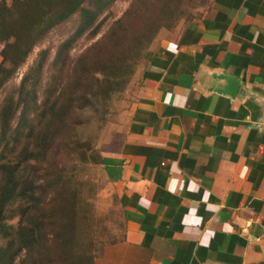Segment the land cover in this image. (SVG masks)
<instances>
[{
  "label": "crops",
  "instance_id": "obj_1",
  "mask_svg": "<svg viewBox=\"0 0 264 264\" xmlns=\"http://www.w3.org/2000/svg\"><path fill=\"white\" fill-rule=\"evenodd\" d=\"M132 83L100 148L122 236L95 264H264V0H210Z\"/></svg>",
  "mask_w": 264,
  "mask_h": 264
},
{
  "label": "trees",
  "instance_id": "obj_2",
  "mask_svg": "<svg viewBox=\"0 0 264 264\" xmlns=\"http://www.w3.org/2000/svg\"><path fill=\"white\" fill-rule=\"evenodd\" d=\"M111 1L0 0V89L50 30L79 14L75 31L59 45L64 79L47 95L37 124L29 114L37 107L45 50L0 103V264H95L93 230L84 228L82 212L72 201L71 180L52 170L48 174V166L51 146L56 140L59 144L60 134L74 137L76 124H84L81 133L90 147L155 35L141 33L109 64L91 65L86 53L68 59L72 43L89 27L97 30L95 22ZM124 16L92 44L99 56L113 46L128 11ZM7 211L16 213L15 223L8 220Z\"/></svg>",
  "mask_w": 264,
  "mask_h": 264
},
{
  "label": "rangeland",
  "instance_id": "obj_3",
  "mask_svg": "<svg viewBox=\"0 0 264 264\" xmlns=\"http://www.w3.org/2000/svg\"><path fill=\"white\" fill-rule=\"evenodd\" d=\"M209 2L210 0H112L96 20L95 24L99 23L97 30L93 31V28L89 27L72 43L66 53L67 58L71 61L86 53L89 55L88 60L91 65L94 64V61H103L109 64L115 58L117 59L121 53H125L128 46L141 33L155 34L143 50L134 72L120 92L106 121L100 129H97L90 147L87 148L83 140L81 132L84 124L81 123L75 125L79 131L73 133L74 137L69 138L65 133L60 134L59 144L56 140L49 151L48 174L52 170L56 175L62 176L64 180L70 178L71 186L75 192V198H72V201L75 202L77 209L82 212V223L86 222L84 228L93 230L91 252L96 255V259H101L106 246L120 240L123 229L121 213L117 207L115 194L105 179L100 162V148L103 147V142L107 137L113 133L115 134L120 126L123 110L131 99L129 92L133 86L132 80L135 79V74L141 67L149 48L160 35L171 34L177 26H182L199 17L209 5ZM127 11L128 16L119 25L113 46L107 47L106 52H102L100 55L103 56L101 58L99 54L94 52L92 44L112 28L113 22L125 17ZM78 22L79 14L75 13L50 30L33 47L31 53L13 77L0 89V103L5 95L20 83L25 71L38 58L39 52L45 50L46 61L37 85V107L29 114L30 120L34 125L37 124L39 120L38 112L44 107L47 95L56 87L58 81L64 79L63 74L59 72L62 69L61 59L59 60L57 55L59 45L75 31ZM93 67L90 66L91 71ZM95 75L101 77L100 73L95 72ZM15 214L11 211L5 213L12 223L17 220Z\"/></svg>",
  "mask_w": 264,
  "mask_h": 264
},
{
  "label": "water",
  "instance_id": "obj_4",
  "mask_svg": "<svg viewBox=\"0 0 264 264\" xmlns=\"http://www.w3.org/2000/svg\"><path fill=\"white\" fill-rule=\"evenodd\" d=\"M212 77L218 78V79L228 78L227 80H230V81H228L229 86H227V87H229L228 88L229 94L232 96L235 93L237 86H238L237 80H235L234 78L227 77L225 74H216V75L214 74V75H212ZM218 89H224V88H218Z\"/></svg>",
  "mask_w": 264,
  "mask_h": 264
}]
</instances>
